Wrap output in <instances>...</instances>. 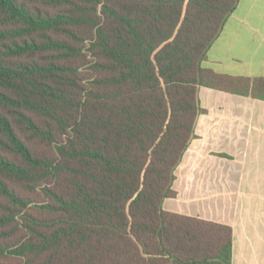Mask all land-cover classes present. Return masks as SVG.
<instances>
[{"label": "trees", "instance_id": "trees-1", "mask_svg": "<svg viewBox=\"0 0 264 264\" xmlns=\"http://www.w3.org/2000/svg\"><path fill=\"white\" fill-rule=\"evenodd\" d=\"M238 0H0V264H231L232 229L162 208L201 66Z\"/></svg>", "mask_w": 264, "mask_h": 264}, {"label": "crops", "instance_id": "crops-1", "mask_svg": "<svg viewBox=\"0 0 264 264\" xmlns=\"http://www.w3.org/2000/svg\"><path fill=\"white\" fill-rule=\"evenodd\" d=\"M201 66L264 78V0H238ZM164 210L229 225L231 264H264V98L200 85Z\"/></svg>", "mask_w": 264, "mask_h": 264}]
</instances>
